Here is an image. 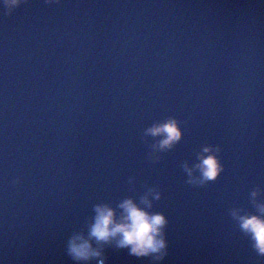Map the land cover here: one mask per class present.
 Listing matches in <instances>:
<instances>
[{
	"label": "water",
	"instance_id": "95a60500",
	"mask_svg": "<svg viewBox=\"0 0 264 264\" xmlns=\"http://www.w3.org/2000/svg\"><path fill=\"white\" fill-rule=\"evenodd\" d=\"M171 116L182 138L154 152L144 130ZM205 144L224 171L189 184L183 165ZM149 187L169 221L157 264H264L230 215L255 211L256 187L264 200V0H26L0 13V264H77L67 240L93 205ZM103 251L106 264H152Z\"/></svg>",
	"mask_w": 264,
	"mask_h": 264
},
{
	"label": "clouds",
	"instance_id": "9594fccd",
	"mask_svg": "<svg viewBox=\"0 0 264 264\" xmlns=\"http://www.w3.org/2000/svg\"><path fill=\"white\" fill-rule=\"evenodd\" d=\"M25 3L26 0H0V13L11 15ZM144 135L159 137L152 145V150L165 151L181 140L183 130L180 121L171 116L154 122L144 130ZM220 152L219 145H203L197 152L195 161L191 164L185 162L183 165L187 183L203 185L216 180L224 171ZM14 183H19V177ZM260 192L261 189L256 187L250 193L254 212L234 207L230 210V215L239 229L249 237L256 252L264 256V200L258 199ZM161 195L159 190L149 187L139 199L125 196L115 205L109 202L94 204L87 232L74 231L69 236L66 244L68 254L77 264H90L92 261L106 264L104 246L114 243L117 248L127 249L129 255L150 256L152 264L162 261L167 255L165 228L169 221L164 212L153 210V202L159 200Z\"/></svg>",
	"mask_w": 264,
	"mask_h": 264
}]
</instances>
